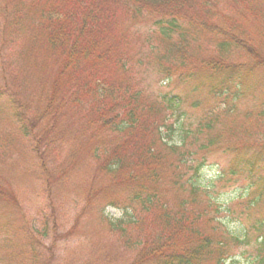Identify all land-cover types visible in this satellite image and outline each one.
Instances as JSON below:
<instances>
[{
  "label": "rangeland",
  "instance_id": "374dc122",
  "mask_svg": "<svg viewBox=\"0 0 264 264\" xmlns=\"http://www.w3.org/2000/svg\"><path fill=\"white\" fill-rule=\"evenodd\" d=\"M212 1L216 25L233 27V35L264 57V0ZM190 2L194 5L196 0ZM3 5L0 0V264H131L133 251L123 248L110 223L131 219L134 211L119 206L125 193L111 185L114 178L98 171L95 141L83 128L86 111L70 103L56 112L47 109L55 66L43 35L24 10L14 15L13 7ZM126 32L131 70L135 67L150 101L183 99L181 111L168 113L170 119L161 129L165 142L180 146L189 133L183 150L193 153L204 133H224L234 140L231 144L264 152V68H255L244 50L235 48L229 55L232 63L246 66L240 69L246 76L243 84L219 90L217 82L207 83L204 75L177 80L189 76V62L199 65L215 55L217 38L208 31L180 27L166 45L158 28L140 18L131 20ZM181 46L187 61L180 70L185 72L176 70L177 75L167 80L161 74V59L167 47ZM176 55L169 57L172 64ZM212 111L209 131L205 124ZM234 158L223 152L199 155L197 160L204 163L198 180L212 204L214 233L220 236L223 231L229 238V232L245 241L230 247L226 264H249L257 236L249 229L264 220V199L251 207L259 192L250 187L254 181L248 177L220 181ZM180 194L170 193L168 198L179 200Z\"/></svg>",
  "mask_w": 264,
  "mask_h": 264
},
{
  "label": "trees",
  "instance_id": "16d2710c",
  "mask_svg": "<svg viewBox=\"0 0 264 264\" xmlns=\"http://www.w3.org/2000/svg\"><path fill=\"white\" fill-rule=\"evenodd\" d=\"M212 6V0H196L194 5L190 0H4L3 7H13L14 15L24 10L38 24L46 53L53 60L55 71L47 109L56 112L58 106L70 103L78 111H86L83 128L95 141L93 157L98 171L114 178L111 185L125 193L119 206L134 211L133 218L110 223L123 248L133 251L131 264H226L230 247L245 242L229 232V238L223 231L220 236L214 233L212 204L205 200L198 180L204 163L197 160L199 155H235L220 181L248 177L254 181L250 187L259 192L251 207H258L264 199L263 151L231 144L234 140L224 133H204L193 153L183 150L189 133L180 146L169 145L161 129L170 119L168 113L174 116L181 111L182 97L151 102L135 67L131 70L129 35L125 31L131 20L140 18L158 28L166 45L180 27L187 26L206 30L217 38L215 55L199 65L189 62L188 72L180 70L187 61L184 46L167 47L160 64L167 80L179 70L189 75L177 76L180 82L204 75L207 83L216 81L219 90L243 84L246 76L240 69L246 66L229 58L235 48L244 50L255 68H264V57L256 47L233 35V27L227 30L216 25L218 14ZM171 54L178 58L173 64ZM198 82L194 80L193 84ZM214 113L208 115L210 121L205 124L209 131ZM41 143L38 140L35 146L37 153L41 152ZM170 193L183 196L171 201ZM249 233L257 234L249 264H264V220Z\"/></svg>",
  "mask_w": 264,
  "mask_h": 264
}]
</instances>
